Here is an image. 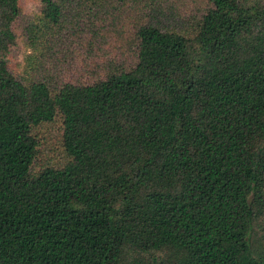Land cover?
<instances>
[{"label":"trees","instance_id":"16d2710c","mask_svg":"<svg viewBox=\"0 0 264 264\" xmlns=\"http://www.w3.org/2000/svg\"><path fill=\"white\" fill-rule=\"evenodd\" d=\"M0 264H264V0H0Z\"/></svg>","mask_w":264,"mask_h":264},{"label":"rangeland","instance_id":"374dc122","mask_svg":"<svg viewBox=\"0 0 264 264\" xmlns=\"http://www.w3.org/2000/svg\"><path fill=\"white\" fill-rule=\"evenodd\" d=\"M40 6V0H21V8L25 12L37 13ZM28 49L21 38H17L16 42L9 48L8 60L10 64L17 65L21 63L23 56L27 53Z\"/></svg>","mask_w":264,"mask_h":264}]
</instances>
